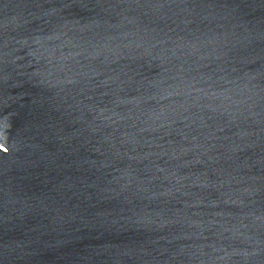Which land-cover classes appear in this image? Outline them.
Wrapping results in <instances>:
<instances>
[{
	"label": "water",
	"instance_id": "obj_1",
	"mask_svg": "<svg viewBox=\"0 0 264 264\" xmlns=\"http://www.w3.org/2000/svg\"><path fill=\"white\" fill-rule=\"evenodd\" d=\"M0 264H264V0H0Z\"/></svg>",
	"mask_w": 264,
	"mask_h": 264
}]
</instances>
